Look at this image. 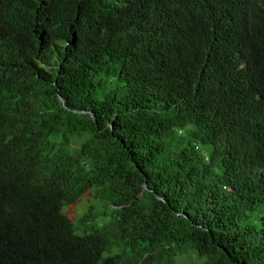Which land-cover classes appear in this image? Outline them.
Segmentation results:
<instances>
[{
	"label": "trees",
	"instance_id": "trees-1",
	"mask_svg": "<svg viewBox=\"0 0 264 264\" xmlns=\"http://www.w3.org/2000/svg\"><path fill=\"white\" fill-rule=\"evenodd\" d=\"M261 207L264 0H0V264H264Z\"/></svg>",
	"mask_w": 264,
	"mask_h": 264
},
{
	"label": "rangeland",
	"instance_id": "rangeland-1",
	"mask_svg": "<svg viewBox=\"0 0 264 264\" xmlns=\"http://www.w3.org/2000/svg\"><path fill=\"white\" fill-rule=\"evenodd\" d=\"M89 206H92V211L96 216L92 217L90 221L81 222L82 215L87 212ZM64 215L69 217L75 226V232L77 234H83L89 232L91 226H100L111 218L110 206L103 203L100 199L92 196V192H87L79 197L76 201L70 204H65L61 208ZM264 214V207L256 209L247 219L242 220L241 225H256L261 226L262 215ZM114 248L112 251H115ZM202 260V259H201ZM185 264H200V260L193 256L183 257Z\"/></svg>",
	"mask_w": 264,
	"mask_h": 264
},
{
	"label": "water",
	"instance_id": "water-1",
	"mask_svg": "<svg viewBox=\"0 0 264 264\" xmlns=\"http://www.w3.org/2000/svg\"><path fill=\"white\" fill-rule=\"evenodd\" d=\"M59 99H61V97H59Z\"/></svg>",
	"mask_w": 264,
	"mask_h": 264
}]
</instances>
